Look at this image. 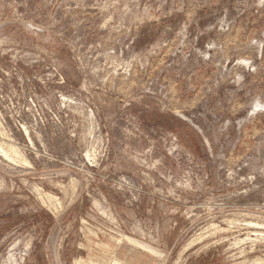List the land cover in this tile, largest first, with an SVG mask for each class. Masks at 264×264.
<instances>
[{"label": "rangeland", "instance_id": "rangeland-1", "mask_svg": "<svg viewBox=\"0 0 264 264\" xmlns=\"http://www.w3.org/2000/svg\"><path fill=\"white\" fill-rule=\"evenodd\" d=\"M0 264H264V0H0Z\"/></svg>", "mask_w": 264, "mask_h": 264}, {"label": "trees", "instance_id": "trees-1", "mask_svg": "<svg viewBox=\"0 0 264 264\" xmlns=\"http://www.w3.org/2000/svg\"><path fill=\"white\" fill-rule=\"evenodd\" d=\"M210 255L207 256V258L209 257Z\"/></svg>", "mask_w": 264, "mask_h": 264}]
</instances>
